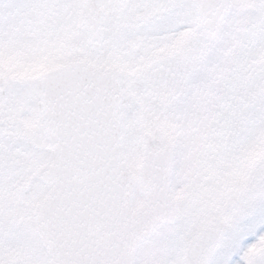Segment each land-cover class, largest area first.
<instances>
[{"label":"snow or ice","instance_id":"6c2138e0","mask_svg":"<svg viewBox=\"0 0 264 264\" xmlns=\"http://www.w3.org/2000/svg\"><path fill=\"white\" fill-rule=\"evenodd\" d=\"M0 264H264V0H0Z\"/></svg>","mask_w":264,"mask_h":264}]
</instances>
